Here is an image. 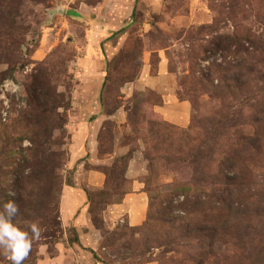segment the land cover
Returning <instances> with one entry per match:
<instances>
[{
  "label": "rangeland",
  "instance_id": "obj_1",
  "mask_svg": "<svg viewBox=\"0 0 264 264\" xmlns=\"http://www.w3.org/2000/svg\"><path fill=\"white\" fill-rule=\"evenodd\" d=\"M0 198L23 264H264V0H0Z\"/></svg>",
  "mask_w": 264,
  "mask_h": 264
},
{
  "label": "clouds",
  "instance_id": "obj_2",
  "mask_svg": "<svg viewBox=\"0 0 264 264\" xmlns=\"http://www.w3.org/2000/svg\"><path fill=\"white\" fill-rule=\"evenodd\" d=\"M14 196L13 192L8 193ZM18 212L17 204L12 200L4 201L0 198V255H3L9 264H23L28 257L32 243L41 235L37 222H27L20 226L14 222Z\"/></svg>",
  "mask_w": 264,
  "mask_h": 264
},
{
  "label": "crops",
  "instance_id": "obj_3",
  "mask_svg": "<svg viewBox=\"0 0 264 264\" xmlns=\"http://www.w3.org/2000/svg\"><path fill=\"white\" fill-rule=\"evenodd\" d=\"M170 102H171V100L167 101V103H170ZM173 104H174V109L171 112H168L166 110L164 111L163 109H161L162 107H159V111L162 110V111H160V113L162 114L161 116H163V119L165 121L173 122L175 124L184 126L183 123H186V121L188 120L189 106L187 105L186 102H182V101H175V102L173 101ZM165 105H166V103H165ZM136 185H139V184H136V182H135V184L133 185L132 190L134 193H135V191H138V190H135ZM134 193H132L133 195L131 196V198L133 200L131 199V203L128 204V206L130 208V214L128 215L129 216L128 220L130 221L131 224H135L138 221V219L140 217L139 214H141L142 209L144 207L143 206L144 203H142L144 200L143 194L142 193H135V195H134ZM126 199H128V197ZM126 199L124 200L123 203H125Z\"/></svg>",
  "mask_w": 264,
  "mask_h": 264
},
{
  "label": "trees",
  "instance_id": "obj_4",
  "mask_svg": "<svg viewBox=\"0 0 264 264\" xmlns=\"http://www.w3.org/2000/svg\"><path fill=\"white\" fill-rule=\"evenodd\" d=\"M255 144V139L253 138L252 139V144H251V147Z\"/></svg>",
  "mask_w": 264,
  "mask_h": 264
}]
</instances>
